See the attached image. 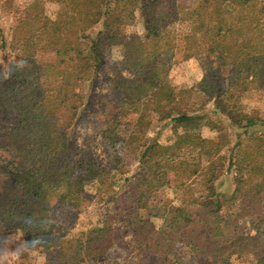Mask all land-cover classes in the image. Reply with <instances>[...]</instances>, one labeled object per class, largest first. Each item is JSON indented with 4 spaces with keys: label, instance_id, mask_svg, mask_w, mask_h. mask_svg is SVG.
Here are the masks:
<instances>
[{
    "label": "trees",
    "instance_id": "1",
    "mask_svg": "<svg viewBox=\"0 0 264 264\" xmlns=\"http://www.w3.org/2000/svg\"><path fill=\"white\" fill-rule=\"evenodd\" d=\"M49 4L65 10L51 18ZM11 13L18 56L0 66V233L18 230L26 249L53 254L51 264H103L122 243L141 264H184V248L218 264H264V134L250 133L264 120L244 105L264 90V0H30ZM137 14L143 35L128 37ZM180 37L184 58L203 70L198 91L237 131L234 145L211 113L188 110L194 89L171 85ZM0 38L5 48L1 28ZM96 81L98 139L122 150L108 162L94 145L70 143L81 84ZM155 117L172 123L171 142L148 139ZM225 167L230 195L218 183ZM165 189L178 205L154 200ZM125 190L133 197L119 206ZM92 201L96 222L56 234L52 205L77 211ZM251 219L255 232L242 231Z\"/></svg>",
    "mask_w": 264,
    "mask_h": 264
},
{
    "label": "rangeland",
    "instance_id": "2",
    "mask_svg": "<svg viewBox=\"0 0 264 264\" xmlns=\"http://www.w3.org/2000/svg\"><path fill=\"white\" fill-rule=\"evenodd\" d=\"M30 0H0V28L3 31L6 38V47L1 48L0 38V66L7 68L8 64L18 56V52L15 50V44L12 36V30L15 26L14 14L11 11H15V8L22 4L27 3ZM47 14L51 18H55L62 13L65 8L61 5L49 4L46 7ZM124 32L128 37L142 36L143 24L142 17L137 14L134 23L127 27ZM93 33V31H91ZM184 42L180 39L177 42V48L175 52V61L170 74V83L173 87L180 89H194L193 98L189 105L188 110L192 113L207 112L211 113L210 118L218 121L224 126L231 137V145L237 142V131L232 129L227 120L218 114L213 113V103L207 97H205L200 91H198V85L203 78V70L200 67L197 59L186 60L183 55ZM108 59L112 64H118L120 60L119 51L113 49L109 51ZM42 60L52 61V56H42ZM80 102L77 114V122L73 128L71 136V145L78 146L82 144L94 145V150L97 152V157L105 159L106 162L110 160L112 153L120 152L121 148H113L111 146L102 145L98 139L99 127L101 125L104 107L102 105L103 98L101 97V91L99 90V82L83 83L79 89ZM244 105L248 109H255L260 112L264 120V90L254 91L247 95V99L244 101ZM136 116L127 118V121H133ZM155 117L153 119L152 127L148 133V139L151 141H157L160 143H169L173 140L171 126L172 123L159 122ZM203 135L206 137H215L214 133L209 132L206 128H203ZM251 134H264V126H260L250 131ZM134 162L127 161V169L132 170L134 168ZM218 183L223 185L221 189L225 194L230 195L234 189L232 183V173L227 170V167L220 169L217 173ZM190 192H197V188L194 183H190L188 187ZM131 190H125L119 197V206L127 205L133 197ZM154 200L157 202L168 199L172 202V206L178 205L173 193L168 190H162L155 194ZM51 214L56 224V234L61 236L68 232H78L84 229L90 224L94 223L98 219L101 207L96 205L93 201L88 203L81 210L69 209L66 207L51 206ZM256 219H251L249 222H245L242 225V231L248 233H254ZM185 253L184 264H218L216 261L209 258H194L192 253L187 249H183ZM134 258L137 264H141V255L130 249L128 243H122L111 248L102 260L103 264H120L124 261ZM53 254L49 252L28 250L25 248V242L18 230H10L0 233V264H51L53 263ZM236 264H255V260L251 257H238L236 258Z\"/></svg>",
    "mask_w": 264,
    "mask_h": 264
}]
</instances>
